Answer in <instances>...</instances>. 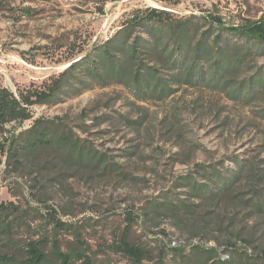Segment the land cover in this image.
I'll return each instance as SVG.
<instances>
[{"label":"rangeland","instance_id":"obj_1","mask_svg":"<svg viewBox=\"0 0 264 264\" xmlns=\"http://www.w3.org/2000/svg\"><path fill=\"white\" fill-rule=\"evenodd\" d=\"M153 8L165 12L160 17L180 31L178 38L192 25L196 40L210 29L211 40L221 35V47L240 49L239 66L226 74L225 86L169 80L174 89L169 96L139 97L130 84L101 85L81 69L70 73L55 102L32 106L31 119L0 132V203L10 204V232L0 229L3 251L21 254L26 242L41 240L50 253L57 238L64 252L84 254L93 264H134L113 246L127 234L146 248L143 264H220L197 246H217L225 264H236L229 261L234 250H226V236L217 244L193 233L195 216L205 212L180 208V220L154 203L195 200L183 186L185 175L209 180L207 172L217 167L231 176L238 158L264 172V53L245 52L244 38L224 30L264 16V0H0V86L16 95L43 89L71 63L124 31L129 43L151 39L150 26L160 18L149 13ZM185 50L183 44L179 58ZM141 57L157 64L148 54ZM198 64L209 69V56L201 55ZM159 66L166 79L181 73L180 64ZM249 80L254 82L247 96ZM37 120L72 133L106 159L99 166L74 167L59 159L56 145L41 149L32 162L16 161L11 140ZM260 190L264 194V179ZM242 191L253 194L247 187ZM241 224L237 219L229 232ZM244 225V236L254 227L256 239L245 243L231 235L234 247L256 257L264 250V211H254Z\"/></svg>","mask_w":264,"mask_h":264},{"label":"trees","instance_id":"obj_2","mask_svg":"<svg viewBox=\"0 0 264 264\" xmlns=\"http://www.w3.org/2000/svg\"><path fill=\"white\" fill-rule=\"evenodd\" d=\"M149 13L160 17V13L165 12H158V9L153 8L149 10ZM153 19L154 17H151L150 21ZM158 22L150 26L151 39L143 40L144 44L138 39L134 42H127L125 31L121 32L116 37L105 41L94 52L71 63L60 77L45 84L43 89L30 88L16 95L9 88L0 86V132H4L6 127L12 123L31 119L33 117L32 106L55 102L65 88L66 77L77 69H81L84 77L98 81L101 85H106L109 82L130 84L139 97H143L149 92L158 94V96H169L174 91L170 84L172 82L169 80L175 82L185 80L187 83L213 86L226 85L224 81L226 74L235 70L242 60L240 49H236L235 46V49L221 47L219 44L221 35H217L211 40L212 29L204 32L203 37L196 40L194 38L197 28L192 25L183 31L181 38H178L180 31L172 28L171 25V27L166 26V22L161 17ZM224 30L233 36L244 38L246 45H242L241 48H245V52H253L257 49L264 53V16L257 20H248L242 24L226 27ZM174 41L175 47L169 49ZM141 44H143L145 52L138 48ZM183 44L186 50L179 58L177 54L183 48ZM227 44L229 43L227 42ZM188 50L189 54L193 51V58L188 59L186 54ZM144 53L152 56L159 65L180 64L181 73L172 75L170 79L164 78L159 65H151L142 61L141 55ZM201 55L209 56V69L199 67L198 61ZM209 72L210 74H208ZM260 78L262 79V77ZM253 82V80L248 82L247 96L253 88ZM243 87L245 88V86H241L238 89V94H242ZM39 123L40 121L37 120L32 128L16 137V140H11L13 145L11 153L12 156L16 155L14 158L16 161L32 162L36 153L41 149L53 148L56 145L61 153L59 159L74 167H79L81 164L99 166L106 159L102 152L87 145L79 137H74L72 133L65 130L60 131L52 126H41ZM236 162V169L231 171V176H223L217 167L207 172L209 180L200 179L191 173L185 175L182 178L183 186L190 189V195L196 197L195 200L180 199L177 203L172 200L158 201L154 205H163L166 210L175 214V217L180 220H182L179 214L180 208L192 210L194 213L205 212L203 215L201 213L195 216L192 225L194 234L207 235L217 244L221 243L220 238L226 236L224 239L227 244L226 250H234L230 262L258 264L257 261L251 262L250 260L255 258L264 262V250H261L256 257H252L247 251L242 252L234 247L237 241H233L231 235L236 234V239H241L245 243L256 239L253 234L254 227L247 236H244V221L248 220L254 211H264V194L260 190L264 172H260L257 164L253 162L239 158ZM198 167L202 166L198 165ZM244 179L247 180L245 185L238 187L237 184ZM246 187L253 191L250 197L243 196L242 190ZM9 208L10 204L0 203V229L8 233L10 224L6 217ZM239 218L242 221L241 226L235 233L229 232L230 227L232 228ZM53 241L50 253H47L46 244L41 240L26 242L20 247L21 254L9 253L0 247V264H76V259L82 258H85L84 264H93L92 259L84 254L76 253L75 255L73 252H64L57 238ZM10 242L12 243V241ZM113 246L130 257L134 264H143V260L147 257L146 248L131 242L127 234L122 235L119 242ZM196 250L205 254L208 259L217 258L218 263L225 264L217 246L207 249L197 246Z\"/></svg>","mask_w":264,"mask_h":264}]
</instances>
